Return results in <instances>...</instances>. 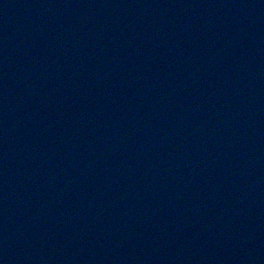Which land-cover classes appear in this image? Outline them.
<instances>
[{"label":"water","instance_id":"water-1","mask_svg":"<svg viewBox=\"0 0 264 264\" xmlns=\"http://www.w3.org/2000/svg\"><path fill=\"white\" fill-rule=\"evenodd\" d=\"M0 264H264V0H0Z\"/></svg>","mask_w":264,"mask_h":264}]
</instances>
